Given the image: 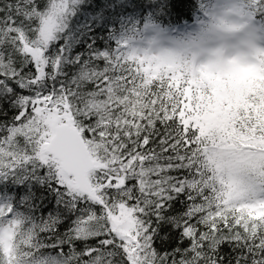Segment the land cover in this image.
Segmentation results:
<instances>
[{"label":"snow or ice","instance_id":"obj_1","mask_svg":"<svg viewBox=\"0 0 264 264\" xmlns=\"http://www.w3.org/2000/svg\"><path fill=\"white\" fill-rule=\"evenodd\" d=\"M68 9L0 0V264H264V53L59 43Z\"/></svg>","mask_w":264,"mask_h":264},{"label":"trees","instance_id":"obj_2","mask_svg":"<svg viewBox=\"0 0 264 264\" xmlns=\"http://www.w3.org/2000/svg\"><path fill=\"white\" fill-rule=\"evenodd\" d=\"M41 2L42 6H45L48 0H41ZM210 2L211 0H189L188 14L177 18L171 11V0H69L68 13L63 21L65 31L61 33L59 43H64L65 38L87 19L89 31L81 43L89 48L94 44L113 47L122 40L140 35L146 29L147 23L150 25L156 23L172 29L190 25L204 14ZM245 2L247 3V0ZM148 4L155 7L145 10L142 6ZM247 7L264 30V11L255 10L250 5ZM97 28L101 31L97 32ZM71 51L75 55L77 52H84L85 49L78 43ZM8 187L11 185H0V193H2L0 205L12 199L7 193Z\"/></svg>","mask_w":264,"mask_h":264},{"label":"clouds","instance_id":"obj_3","mask_svg":"<svg viewBox=\"0 0 264 264\" xmlns=\"http://www.w3.org/2000/svg\"><path fill=\"white\" fill-rule=\"evenodd\" d=\"M250 0H211L205 19L187 32L163 39L157 52L174 54L186 67H227L264 53V46L248 34Z\"/></svg>","mask_w":264,"mask_h":264},{"label":"rangeland","instance_id":"obj_4","mask_svg":"<svg viewBox=\"0 0 264 264\" xmlns=\"http://www.w3.org/2000/svg\"><path fill=\"white\" fill-rule=\"evenodd\" d=\"M219 2L220 0H217V3ZM249 13L250 15L246 17V19H248L249 21L248 34L257 43H259L261 46H264V30L260 22H258L257 19L254 17L253 13L251 11ZM204 19H205L204 17H201V19L197 20V23L196 22L192 23L190 27L179 26V28H175V29L165 28L156 23H154L153 25L147 23L145 26L146 30H144L140 35H137L134 38H130L127 41H129V43L133 47L139 49L151 50L155 52L161 46L163 39L171 38L174 34L187 32L189 29H192L195 25H197Z\"/></svg>","mask_w":264,"mask_h":264}]
</instances>
